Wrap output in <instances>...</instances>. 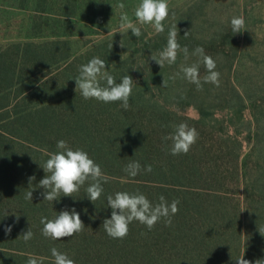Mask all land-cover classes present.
<instances>
[{
	"label": "trees",
	"instance_id": "16d2710c",
	"mask_svg": "<svg viewBox=\"0 0 264 264\" xmlns=\"http://www.w3.org/2000/svg\"><path fill=\"white\" fill-rule=\"evenodd\" d=\"M64 49L60 41L52 40L0 50V254L5 256L0 255V264H26L29 254L42 264H53V247L75 264H237L250 248L248 215L253 211L257 217L264 207L257 174L260 156L254 152L257 129L247 134L249 148L243 152L244 141L228 134L225 120L219 122L203 106L197 118H190L184 106L179 110L157 103L153 89L162 92L167 75L155 68L149 75L155 88L144 83L150 97L132 89L127 111L120 102L86 100L74 79L92 55L85 57L86 63H77L78 56ZM60 61L53 72L42 73ZM106 71L117 82L122 78V72ZM189 86L177 96V105L198 97ZM240 94L236 91L239 99ZM247 105L242 107L253 111L258 125L255 102ZM181 122L194 127L199 136L187 154L174 156L172 142L164 137ZM59 140L86 151L107 177L106 183L102 181L104 192L94 203L85 191L90 181L72 197L61 193L53 202L43 199L39 181L46 174L41 166L48 153L57 151L53 147ZM133 161L141 165L135 177L124 171ZM147 165L150 173L143 170ZM32 176L35 180L29 184ZM28 191L33 192L32 201L25 199ZM118 191H138L153 205L163 195L169 204L178 200L179 211L171 225L162 218L149 230L134 220L125 238L113 239L102 224L111 217L107 196ZM72 208L85 225L81 232L58 240L42 235V217L53 219ZM250 223L259 226L258 221ZM8 225L10 233L5 231ZM29 228L33 237L25 242L22 234Z\"/></svg>",
	"mask_w": 264,
	"mask_h": 264
},
{
	"label": "rangeland",
	"instance_id": "374dc122",
	"mask_svg": "<svg viewBox=\"0 0 264 264\" xmlns=\"http://www.w3.org/2000/svg\"><path fill=\"white\" fill-rule=\"evenodd\" d=\"M140 2L0 0V50L23 42L58 40L60 46L65 47L63 52H68V47L72 55L78 56L77 63H86L87 55L99 57L105 61L104 71L113 70L115 73L122 72V77L131 76L132 89L144 92L149 97L150 93L144 89V83L155 88L150 72L152 68L161 71L167 75L168 83L164 87L162 82V92L153 89L152 100H157L159 104L165 102L179 110L184 106L190 118H197L198 108L203 106L219 122L225 120L223 129L228 134L244 141L243 152L249 148L245 140L247 134L252 132L253 135L257 129L260 136L253 139L256 147L254 152L259 153L260 159L258 167L255 163L251 167H257L258 183L264 190V0H168L169 16L163 22L165 31L159 34L151 24L141 25L135 17L134 11ZM121 3L124 4L123 9L118 7ZM122 11L134 26L140 27V37H135L130 29L119 28ZM234 16H243L245 20V28L241 32L232 31L230 20ZM173 25L177 26V42L181 48H188V58L185 59L183 52H179L175 64L165 63L161 68L151 59V55L158 54L166 46L168 30ZM197 46L202 47L205 54L216 62L215 71L220 73L218 87L206 83L203 86L210 90L204 87L198 91L195 84L183 78V73L176 76L175 80L170 79L180 71L182 64L190 66L200 61L198 56L192 54ZM61 63L44 68L42 73L53 72ZM199 73L201 80L207 74L202 63ZM189 85H193V92L198 97L186 99L187 103L181 101L177 105V96L188 89ZM236 91L243 98L236 97ZM249 100L255 102L254 112L258 116V125L253 121V111L242 107L249 104ZM219 122L215 124L217 129ZM53 148L57 150V147ZM252 158L255 159V156ZM258 211L257 217L253 211L248 215L250 248L243 252L244 259L252 264L257 259H264V233L259 232L264 229V207ZM255 221L259 222L257 229L250 223ZM1 256L5 257L4 253Z\"/></svg>",
	"mask_w": 264,
	"mask_h": 264
},
{
	"label": "clouds",
	"instance_id": "9594fccd",
	"mask_svg": "<svg viewBox=\"0 0 264 264\" xmlns=\"http://www.w3.org/2000/svg\"><path fill=\"white\" fill-rule=\"evenodd\" d=\"M120 9L124 8V4H119ZM134 15L141 25L151 24L156 33L165 31L164 21L169 16L168 0H141L136 6ZM232 31L234 33L241 32L245 28V20L243 16H234L230 20ZM119 28L121 30L130 29L135 37L142 35L140 27H136L130 21L128 15L121 12ZM188 32L185 33L187 36ZM177 26L173 25L168 30V38L166 46L159 51L158 54H152L151 59L155 61L161 68L165 63L172 65L177 60L179 52H183L185 59L188 58V48H181L177 42ZM122 46V44H121ZM123 47V46H122ZM200 58L198 63L190 66L181 65L180 71L170 77L175 80L176 76L183 73V78L188 82L195 84L197 90H202L199 67L200 63L205 67L207 74L203 77V83H212L219 86L220 73L215 71L216 62L214 59L205 54L202 47L197 46L193 53ZM105 61L99 57H93L86 64L79 67V75L74 79L76 89L84 99H96L104 103L120 102L121 108L127 111L130 107L129 98L132 93L133 79L129 75H124L119 82L107 71H104ZM101 81L105 83L102 85ZM167 80H163V86H167ZM198 132L194 127L190 128L186 123H179L174 126L173 133L164 137L170 140L171 154H187L191 146L198 139ZM57 151L48 153V159L41 166L45 172V176L39 181V187L44 191L41 193L44 200L53 202L61 196H71L78 192L81 186L86 182L87 198L91 202L97 201L104 189L102 181L107 182L100 166L94 162L88 153L82 149H73L65 140L57 141ZM151 172V165H147L144 169ZM124 171L131 177H135L141 171V165L138 161L129 162ZM35 180V177H29V184ZM33 192L25 193V199L32 201ZM178 200H173L170 204L163 195L159 197V202L153 205L147 197L139 193H129L118 191L114 195L107 196L108 207L111 208V217L105 218L103 228L107 235L113 239H123L128 235L129 224L138 221L151 230L155 224L162 218L167 225H171L172 217L179 211ZM40 223L43 225L42 235L53 240L64 239L74 236L81 232L85 225L80 218V214L75 208L71 210H62L53 219L42 217ZM6 233L12 231V226L5 227ZM264 233V229L259 230ZM262 235V234H261ZM25 242L33 237V232L29 228L22 234ZM51 256L54 258L53 264H75L66 253H61L57 248L50 249ZM26 264H42L34 255L29 254ZM237 264H252L251 261L244 259L243 256L237 259ZM255 264H264V259L255 260Z\"/></svg>",
	"mask_w": 264,
	"mask_h": 264
}]
</instances>
